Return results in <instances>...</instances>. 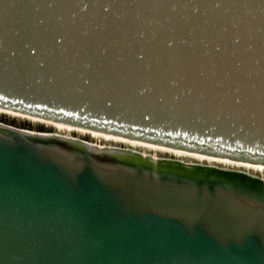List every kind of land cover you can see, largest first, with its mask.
<instances>
[{"label": "water", "instance_id": "1", "mask_svg": "<svg viewBox=\"0 0 264 264\" xmlns=\"http://www.w3.org/2000/svg\"><path fill=\"white\" fill-rule=\"evenodd\" d=\"M0 108L264 166V0H0ZM0 264H264V181L0 122Z\"/></svg>", "mask_w": 264, "mask_h": 264}, {"label": "bare ground", "instance_id": "2", "mask_svg": "<svg viewBox=\"0 0 264 264\" xmlns=\"http://www.w3.org/2000/svg\"><path fill=\"white\" fill-rule=\"evenodd\" d=\"M0 113H5V114L13 115V116L22 117V118L29 119V120H32V121H35L38 123H45V124H48V125L54 127L57 131H60V132L62 130L77 131L80 133L88 134L92 137L104 139V141L107 140V141H111V142L125 143L131 147L143 148V150L148 149V150H150V152H152V150L153 151H160L162 153L165 152V153L173 156L174 159L180 160V161H182L184 163H188V164L195 163V162H191V161H196V163H199L200 165L204 164L205 166H207L209 168L217 167L218 169L224 170V171L231 170V171L244 172L246 174L252 175L255 178L259 177L261 180L264 181V175L259 176V175L253 174V172H255V173L263 172L264 173V166L263 165L234 161V160H230V159H226V158H218V157L207 156V155H203V154H199V153L187 152V151L173 149V148H169V147L158 146L155 144L142 142V141H138V140H132V139H128V138H124V137H120V136H115L112 134H106V133H101V132H97V131L86 130L83 128H78V127H74V126H70V125H66V124H62V123H58V122H52V121L28 116L25 114H21L18 112L10 111V110L3 109V108H0ZM33 131H34V133L38 132L35 130H33ZM53 134H59V133L53 132ZM64 136H68V134L64 135ZM69 137H73V136H69ZM74 139H77V138L74 137ZM91 143L98 146V147H103V146L118 147V146H113L114 144L111 146V144L101 145L98 143H93V142H91ZM119 148H126V149H130V150L138 151V150H135L134 148H129V147H120L119 146ZM138 152H140L143 156H150L154 159L164 158V157H158L155 154H148V153L141 152V151H138ZM181 158H184V159L187 158L191 161H184Z\"/></svg>", "mask_w": 264, "mask_h": 264}, {"label": "rangeland", "instance_id": "3", "mask_svg": "<svg viewBox=\"0 0 264 264\" xmlns=\"http://www.w3.org/2000/svg\"><path fill=\"white\" fill-rule=\"evenodd\" d=\"M0 122L8 124V125H11V126H14V127H18V128H25L26 126H29L28 129L35 130V131L52 132V133L53 132H57V133L62 134V135H67L68 134V136H73V137L78 138V139H82V140H85V141H88V142L98 143V144H101V145H109V144H111V146H112L114 144L113 146L134 148L135 150H138V151H141V152H145V153H148V154H155L158 157L173 158V156H171L170 154H167L165 152L162 153L160 151H153V150H152V152H150V150H148V149H144L143 150V148L131 147V146L125 144V143L111 142V141H107V140L104 141V139L92 137V136H90L88 134L80 133V132H77V131L62 130L61 131L62 133H61L60 131H57L54 127H52V126H50L48 124L38 123V122L29 120V119H25V118H22V117L13 116V115L5 114V113H0ZM181 159H183L184 161H191V160H189L187 158H185V159L181 158ZM191 162H196V161H191ZM253 174L259 175V176L264 175L263 172H261V173L253 172Z\"/></svg>", "mask_w": 264, "mask_h": 264}, {"label": "trees", "instance_id": "4", "mask_svg": "<svg viewBox=\"0 0 264 264\" xmlns=\"http://www.w3.org/2000/svg\"><path fill=\"white\" fill-rule=\"evenodd\" d=\"M25 128H27V129H28V128H29V126H26Z\"/></svg>", "mask_w": 264, "mask_h": 264}]
</instances>
